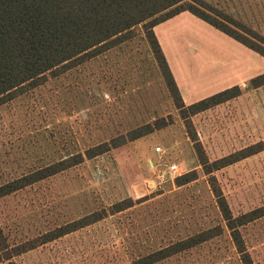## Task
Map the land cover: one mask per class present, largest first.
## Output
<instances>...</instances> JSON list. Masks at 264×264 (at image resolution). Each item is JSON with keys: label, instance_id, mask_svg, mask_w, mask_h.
Masks as SVG:
<instances>
[{"label": "rangeland", "instance_id": "obj_1", "mask_svg": "<svg viewBox=\"0 0 264 264\" xmlns=\"http://www.w3.org/2000/svg\"><path fill=\"white\" fill-rule=\"evenodd\" d=\"M206 1L264 34V0ZM153 30L185 105L235 85L240 95L190 115L186 127L140 24L120 45L0 102V185L146 122H168L1 197L10 246L107 211L15 256L16 264H132L213 226L220 234L153 264H242L193 139L209 162L259 143L261 151L212 175L233 216L264 206V85L249 84L264 72V57L188 11ZM191 170L197 178L177 186L175 178ZM123 199L134 204L112 213ZM239 232L253 263L264 264V215Z\"/></svg>", "mask_w": 264, "mask_h": 264}, {"label": "trees", "instance_id": "obj_2", "mask_svg": "<svg viewBox=\"0 0 264 264\" xmlns=\"http://www.w3.org/2000/svg\"><path fill=\"white\" fill-rule=\"evenodd\" d=\"M188 11L230 38L264 57V34L211 5L206 0H0V102L13 98L15 92L26 87H36L47 75L61 72L93 59L102 52L114 48L134 36V29L142 25L154 56L162 70L174 104L181 117L187 121L190 115L206 110L240 95L239 86H231L203 99L185 105L162 52L153 28L159 23ZM252 88L264 85V72L250 78ZM168 124L164 117L153 122L133 127L103 141L72 153L51 164L30 171L0 185V198L38 182L51 175L82 163L85 159L117 148L128 141L141 138ZM197 143L198 157L216 198L217 206L230 236L240 253L242 264H254L242 241L239 226L264 215V206L233 216L225 196L216 183L212 172L253 155L262 150L253 144L212 162L204 157ZM199 143V144H198ZM197 178L196 170L175 178L177 186ZM134 204L132 199H123L113 205L112 213L122 211ZM107 215L96 211L72 222L58 226L43 234L14 246L7 243L0 228V262L16 264L15 256L64 236ZM213 226L165 247L156 249L133 260L132 264H153L176 253L185 251L220 234Z\"/></svg>", "mask_w": 264, "mask_h": 264}, {"label": "crops", "instance_id": "obj_3", "mask_svg": "<svg viewBox=\"0 0 264 264\" xmlns=\"http://www.w3.org/2000/svg\"><path fill=\"white\" fill-rule=\"evenodd\" d=\"M170 69H172V68H170ZM173 71V70H172ZM174 73V72H173ZM174 78L176 79V77H175V75H174ZM179 87H180V85H179ZM180 90H181V87L179 88ZM184 97V96H183ZM201 98H204V95H198V96H196V98H194L192 101H188V102H190V103H193L194 101H197V100H200ZM183 100L185 101L186 99H185V97L183 98ZM186 102V101H185Z\"/></svg>", "mask_w": 264, "mask_h": 264}, {"label": "built area", "instance_id": "obj_4", "mask_svg": "<svg viewBox=\"0 0 264 264\" xmlns=\"http://www.w3.org/2000/svg\"><path fill=\"white\" fill-rule=\"evenodd\" d=\"M156 150L160 151V148L157 147ZM175 169H176V165H172V166L170 167V171H174V172H175Z\"/></svg>", "mask_w": 264, "mask_h": 264}]
</instances>
